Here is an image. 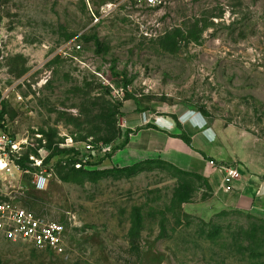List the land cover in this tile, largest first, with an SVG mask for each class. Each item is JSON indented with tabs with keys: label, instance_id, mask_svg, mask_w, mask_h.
I'll use <instances>...</instances> for the list:
<instances>
[{
	"label": "rangeland",
	"instance_id": "374dc122",
	"mask_svg": "<svg viewBox=\"0 0 264 264\" xmlns=\"http://www.w3.org/2000/svg\"><path fill=\"white\" fill-rule=\"evenodd\" d=\"M2 96L22 157L74 149L93 152L87 171L142 170L75 181L51 158L46 191L21 206L65 242L0 236V264H264V196L240 201L264 185V0H0ZM210 147L238 154L215 162L240 171L228 194L207 187ZM17 187L1 180L0 201Z\"/></svg>",
	"mask_w": 264,
	"mask_h": 264
},
{
	"label": "built area",
	"instance_id": "2783aa9c",
	"mask_svg": "<svg viewBox=\"0 0 264 264\" xmlns=\"http://www.w3.org/2000/svg\"><path fill=\"white\" fill-rule=\"evenodd\" d=\"M134 1L146 6H156L159 3V0ZM70 43L68 42L66 46ZM2 100L3 96L0 98V103ZM19 150V145L0 128V181L8 178L15 179L19 185L11 191L14 193V197L0 201V236L11 243L28 244L38 251H56L65 242L66 231L63 225L47 220L43 215L21 206V197H24L26 192L43 193L46 191L52 174L48 168L44 167L46 166L44 160L34 156L27 158L26 168L21 167L19 161L23 157ZM91 157H94L93 152L80 151L77 158L80 162L74 164L75 169L92 162ZM207 164L213 172L219 175L218 188L224 194L230 193L234 185L241 181V174L237 168L226 167L223 164L215 163V161H209ZM1 194L3 193L0 190V196H2Z\"/></svg>",
	"mask_w": 264,
	"mask_h": 264
},
{
	"label": "trees",
	"instance_id": "16d2710c",
	"mask_svg": "<svg viewBox=\"0 0 264 264\" xmlns=\"http://www.w3.org/2000/svg\"><path fill=\"white\" fill-rule=\"evenodd\" d=\"M3 101V100H2ZM2 101L0 103V128L6 132H7V129H6V125H5V111H4V108L2 106ZM200 113L201 115L203 116H207V113L204 111V110H201L200 109ZM128 134L127 133L124 138H123V142H122V145L121 147L123 146H126V144L128 143ZM181 139L183 141H185L186 143H189L190 142V139L187 137V135L185 133H181L180 135ZM115 151H117L115 149ZM66 157L68 158V162L69 164L72 166L70 167V177L72 180H77L79 178H82V177H86L88 178V180L90 181H95V180H98L100 179L101 177H104L106 176L108 173H113V174H116V175H124V176H131L132 174H136L137 172L141 171L142 170V165L140 164H136V165H133L131 167H127V168H122V169H115L111 172L109 171H87V170H84L83 167H85L86 165L90 166V165H94L92 162H88L86 165H83L82 167H80L79 169H75L74 168V164L76 162H80L77 160L78 156H79V152L78 151H74V149H56L53 153H51L50 157H48V159H46L44 161V165H47L50 161L51 158L53 157ZM70 156L73 157V159L70 158ZM85 156V155H84ZM83 156V157H84ZM89 157V156H88ZM90 158V157H89ZM27 157H23L20 161H19V165L23 168H26V163H27ZM206 160V158H205ZM209 161H214V160H210V159H207V163ZM92 163V164H91ZM152 162H147L146 164H151ZM178 171V170H177ZM207 187L208 189L210 188L209 186V183L207 182ZM210 190V189H209ZM185 196L181 193V191L177 192L176 195L174 196V201H175V204H182L185 200ZM140 215H139V209L135 208L134 211H133V223H132V228H131V232H130V235L131 236H134L137 232H138V228H139V225H140ZM264 253V251H263ZM260 254L262 253H257L255 256H260Z\"/></svg>",
	"mask_w": 264,
	"mask_h": 264
},
{
	"label": "crops",
	"instance_id": "0c3cea01",
	"mask_svg": "<svg viewBox=\"0 0 264 264\" xmlns=\"http://www.w3.org/2000/svg\"><path fill=\"white\" fill-rule=\"evenodd\" d=\"M187 137L188 138H190V134L188 133L189 131L191 132V134L193 135V130H195V128L196 127H194L193 125H192V122H190V125H187ZM191 127V128H190ZM195 131H197V130H195ZM214 142H216V140H215V138H214ZM191 153H196L195 151H190ZM199 153H201L200 151H198ZM197 154V153H196ZM202 155H204L205 156V158L206 159H210V160H214L215 162H222V163H224L223 162V155L224 156H226V159L228 160V159H231V158H235V154H237L236 152H235V154H234V157H232V156H230V155H226V153H222L221 151H216V150H214L212 147H210L207 151H204V153H201ZM238 155V154H237ZM222 157V158H221ZM239 158V157H238ZM239 162H243L240 158H239ZM244 163V162H243ZM205 164H206V166H207V172H208V175H207V182L209 183V186H210V193L212 194V195H218V194H220L222 191L221 190H219V181H220V177H219V175L217 174V173H215V172H213L212 170H211V168H209L208 167V164H207V161L205 162ZM262 186V185H261ZM261 186H257L258 188H256V189H254V187L252 188H250L249 190H251V193H250V195H251V197L249 198V197H242L241 199H240V201H243V202H245V203H247L246 201L247 200H250L251 202L250 203H253L255 200H257L258 198H253V195H254V192H255V194H256V196L259 194V193H261V195L260 196H257V197H262V196H264V195H262V192H261V190H260V188H261ZM223 193V192H222ZM212 198H214V197H212ZM254 200V201H253ZM259 200V199H258ZM257 202V201H256Z\"/></svg>",
	"mask_w": 264,
	"mask_h": 264
},
{
	"label": "water",
	"instance_id": "95a60500",
	"mask_svg": "<svg viewBox=\"0 0 264 264\" xmlns=\"http://www.w3.org/2000/svg\"><path fill=\"white\" fill-rule=\"evenodd\" d=\"M260 190L262 192V195H264V185L261 186ZM260 195H261V193H259L257 196H260Z\"/></svg>",
	"mask_w": 264,
	"mask_h": 264
},
{
	"label": "clouds",
	"instance_id": "9594fccd",
	"mask_svg": "<svg viewBox=\"0 0 264 264\" xmlns=\"http://www.w3.org/2000/svg\"><path fill=\"white\" fill-rule=\"evenodd\" d=\"M238 169V168H237ZM219 190H221L220 188H219Z\"/></svg>",
	"mask_w": 264,
	"mask_h": 264
}]
</instances>
